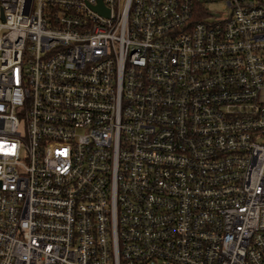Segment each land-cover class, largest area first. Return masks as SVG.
<instances>
[{
    "label": "built area",
    "instance_id": "built-area-1",
    "mask_svg": "<svg viewBox=\"0 0 264 264\" xmlns=\"http://www.w3.org/2000/svg\"><path fill=\"white\" fill-rule=\"evenodd\" d=\"M0 264H264V0H0Z\"/></svg>",
    "mask_w": 264,
    "mask_h": 264
},
{
    "label": "rangeland",
    "instance_id": "rangeland-1",
    "mask_svg": "<svg viewBox=\"0 0 264 264\" xmlns=\"http://www.w3.org/2000/svg\"><path fill=\"white\" fill-rule=\"evenodd\" d=\"M218 6H219L218 4L210 3V4L207 5V8L210 9V10H217Z\"/></svg>",
    "mask_w": 264,
    "mask_h": 264
},
{
    "label": "water",
    "instance_id": "water-1",
    "mask_svg": "<svg viewBox=\"0 0 264 264\" xmlns=\"http://www.w3.org/2000/svg\"><path fill=\"white\" fill-rule=\"evenodd\" d=\"M96 9L99 10V11H102V4H101V2H100L99 5L96 7Z\"/></svg>",
    "mask_w": 264,
    "mask_h": 264
}]
</instances>
